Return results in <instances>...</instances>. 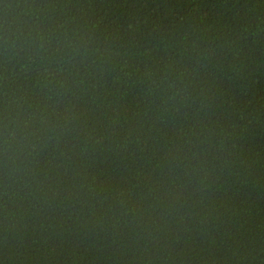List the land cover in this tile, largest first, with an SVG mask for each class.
Returning a JSON list of instances; mask_svg holds the SVG:
<instances>
[{
	"label": "trees",
	"instance_id": "obj_1",
	"mask_svg": "<svg viewBox=\"0 0 264 264\" xmlns=\"http://www.w3.org/2000/svg\"><path fill=\"white\" fill-rule=\"evenodd\" d=\"M0 264H264V0H0Z\"/></svg>",
	"mask_w": 264,
	"mask_h": 264
}]
</instances>
